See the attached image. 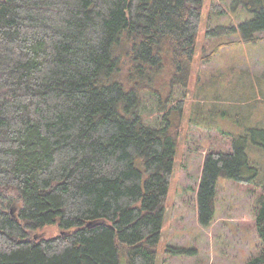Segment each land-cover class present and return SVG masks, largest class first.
Masks as SVG:
<instances>
[{"label":"trees","instance_id":"obj_1","mask_svg":"<svg viewBox=\"0 0 264 264\" xmlns=\"http://www.w3.org/2000/svg\"><path fill=\"white\" fill-rule=\"evenodd\" d=\"M203 3L0 0V264H156L179 123L166 111L165 124L152 126L136 108L166 60L170 83L188 85ZM245 6L253 17L224 29L257 42L264 0ZM183 107L184 99L171 106ZM249 132L231 151L205 154L195 194L201 226L214 219L220 177L251 183L246 144L264 147V128ZM261 189V248L245 264H264ZM46 226L57 232L37 235Z\"/></svg>","mask_w":264,"mask_h":264},{"label":"rangeland","instance_id":"obj_2","mask_svg":"<svg viewBox=\"0 0 264 264\" xmlns=\"http://www.w3.org/2000/svg\"><path fill=\"white\" fill-rule=\"evenodd\" d=\"M245 1L204 0L188 85L170 83L171 65L166 60L152 86L140 92L136 111L146 123L163 126L166 111L179 123L156 264H245L260 251L254 218L264 183V147L247 141L245 151L255 168L249 185L218 179L214 219L207 227L198 223L195 198L205 154L229 152L236 137L264 128V31L256 33L257 42H241L238 29H224L253 17ZM221 43L225 45L210 55ZM207 56L211 57L205 61ZM124 74L121 71L122 78ZM180 99L184 107L178 113L171 106ZM56 232L55 226H46L37 235ZM167 245L191 252L173 255L165 251ZM120 264H126L123 257Z\"/></svg>","mask_w":264,"mask_h":264},{"label":"crops","instance_id":"obj_3","mask_svg":"<svg viewBox=\"0 0 264 264\" xmlns=\"http://www.w3.org/2000/svg\"><path fill=\"white\" fill-rule=\"evenodd\" d=\"M164 216H165V212H164Z\"/></svg>","mask_w":264,"mask_h":264}]
</instances>
